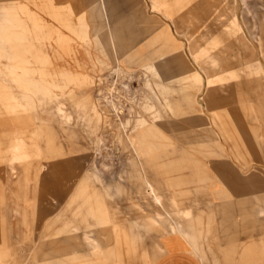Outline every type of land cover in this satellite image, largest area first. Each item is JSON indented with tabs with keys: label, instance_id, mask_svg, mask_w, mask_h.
Instances as JSON below:
<instances>
[{
	"label": "rangeland",
	"instance_id": "rangeland-1",
	"mask_svg": "<svg viewBox=\"0 0 264 264\" xmlns=\"http://www.w3.org/2000/svg\"><path fill=\"white\" fill-rule=\"evenodd\" d=\"M158 1L0 0V264L103 263L84 232L145 264L174 227L200 264H264V0ZM45 182L64 204L26 232Z\"/></svg>",
	"mask_w": 264,
	"mask_h": 264
},
{
	"label": "crops",
	"instance_id": "crops-1",
	"mask_svg": "<svg viewBox=\"0 0 264 264\" xmlns=\"http://www.w3.org/2000/svg\"><path fill=\"white\" fill-rule=\"evenodd\" d=\"M152 1L156 2V3L157 2L160 3L158 0H152ZM55 10L57 11V9L51 8L50 13H53V11H55ZM39 26H40V24H39ZM144 40L146 41V38ZM26 43L30 44L29 41H27ZM144 44L142 43L140 45L143 46ZM44 54H45V52L42 50L40 56H43ZM143 57L145 58L146 56H143ZM171 63H173L172 60H165L164 61V65L166 64V66L167 65L169 66V64H170L172 67ZM179 71L180 70L168 68V71H167L165 76L166 77H171V76L176 77L178 75ZM178 77H180V76H178ZM30 93H31V91H30ZM54 108L56 111V115H58V120H64L65 122H68L69 119L64 114V109L62 107V104L57 103L56 105H54ZM91 110H93V109L91 108ZM12 155L15 156L13 153H11V156ZM61 184H63V183H61ZM36 186L35 187H29L30 189L33 188V189L39 190L38 196L36 198H33V199H26L25 198L23 201H20V202H17L14 204L17 207H20L23 211V216H24L23 222L25 223L24 231H26V232L30 231V225H31V224H29V228H28V224H26V223H31L32 221H35V220H38V222H43L49 216L48 214L52 212V207L49 208L48 207L49 205L47 204L48 203L47 202L48 196L51 197V199H54L59 206H62L64 204V201H65L64 195H63L64 194L63 189H66V187L63 188L62 185H60V183L45 182V183H40V185H38V187H36ZM21 189L25 190L27 188L25 186H23V187H21ZM52 190L54 192H52V193L49 192ZM78 195L79 194H75L74 197L77 198ZM74 197H72V198H74ZM51 201H53V200H51ZM14 212L20 214L19 209H17V210L15 209ZM51 215L52 214H50V216ZM152 218H156V217L153 216ZM15 220H17V219H15ZM153 221H154V219H153ZM171 222H173V221H171ZM72 229L74 232L76 231L75 227ZM181 231L183 234L181 233ZM181 231L177 229V232H178L177 233L175 230V227H174L175 235H172V236L171 235H163L161 237V239H157V243L155 245L156 250L154 249L152 251H147V253H146L147 259L145 261V264H200L199 261L196 259V257H194L189 251H186V249H184V247H182V249L180 248V246H179V244L181 245L180 242H182L184 244V246H186V244H187V245H189L190 248H192L189 241L186 240L187 236L184 235L185 231L184 230H181ZM79 239H80L81 244L86 249V256L88 258L87 261L89 263L90 262L93 263L95 260V261H102L103 262V263H98V264H143L142 262H140L138 260V257H135V259L131 258V260L129 262L126 261L124 258H122L121 257V246L119 244H114L115 247H114L113 252H111L105 256L101 253V250L99 248L98 243L88 233H85V232L82 233L80 235ZM177 240H180V242ZM123 245L126 247L127 254L131 253V254L135 255L134 247H133V241L126 234H125V243ZM186 248H188V247L186 246ZM137 254H140V253H137ZM111 256H113V257H111ZM105 260H106V262H105Z\"/></svg>",
	"mask_w": 264,
	"mask_h": 264
},
{
	"label": "built area",
	"instance_id": "built-area-1",
	"mask_svg": "<svg viewBox=\"0 0 264 264\" xmlns=\"http://www.w3.org/2000/svg\"><path fill=\"white\" fill-rule=\"evenodd\" d=\"M119 94L117 93V91H114L112 94H108L104 98L106 103L110 106L111 114H112L111 116L114 118L122 117L124 115L123 112H127L128 109L130 108L129 101L126 102L124 100L123 101L121 100L120 102L118 101V103L116 102L120 98ZM118 95H119V97H118Z\"/></svg>",
	"mask_w": 264,
	"mask_h": 264
}]
</instances>
